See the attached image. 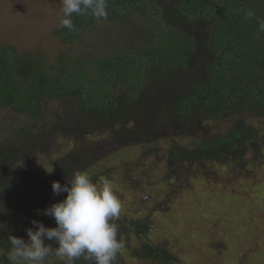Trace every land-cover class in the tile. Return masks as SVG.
Here are the masks:
<instances>
[{
	"label": "trees",
	"instance_id": "obj_1",
	"mask_svg": "<svg viewBox=\"0 0 264 264\" xmlns=\"http://www.w3.org/2000/svg\"><path fill=\"white\" fill-rule=\"evenodd\" d=\"M107 3V20L73 14L75 30L57 25L54 33L69 45L98 22L137 15L143 21L137 23L138 38L128 36L110 54L65 52L52 63L0 44V113L7 112L0 117V264H12L8 237L27 241L32 220L56 226L41 213L67 195L53 194V181L64 184L75 172L96 185L116 177L120 165L108 152L141 144L143 159L154 153V165L163 162L170 180L179 179L184 167L240 166L264 156V0ZM219 121L224 131L199 136L200 126ZM57 140L69 149L54 152ZM111 222L122 243L124 237H140L133 258L175 263L164 244L142 241L152 228L148 218ZM121 255L120 250L116 264ZM50 257L45 264H62ZM75 264L94 261L81 257Z\"/></svg>",
	"mask_w": 264,
	"mask_h": 264
},
{
	"label": "rangeland",
	"instance_id": "obj_2",
	"mask_svg": "<svg viewBox=\"0 0 264 264\" xmlns=\"http://www.w3.org/2000/svg\"><path fill=\"white\" fill-rule=\"evenodd\" d=\"M61 7V0H0V44L42 54L52 63L65 52L94 58L123 46L128 36L130 41L138 38L137 23H143L137 15L125 21L98 22L79 40L65 45L54 33ZM6 114L1 112L0 117ZM224 124L200 126L199 136L222 132ZM56 143L54 152L69 149L64 140ZM144 151L135 143L129 149L105 154L120 165L109 181L122 203L119 218H148L152 223L142 241L164 244L175 256L174 264H264V156L257 163L249 157L240 166L209 163L205 169L184 167L179 179L170 180L165 176V164L160 161L155 166L154 153L143 159ZM122 244L120 264H157L132 257L140 248V237H124ZM57 258L51 256L50 260Z\"/></svg>",
	"mask_w": 264,
	"mask_h": 264
},
{
	"label": "clouds",
	"instance_id": "obj_3",
	"mask_svg": "<svg viewBox=\"0 0 264 264\" xmlns=\"http://www.w3.org/2000/svg\"><path fill=\"white\" fill-rule=\"evenodd\" d=\"M61 4V29L75 30L73 14L91 15L96 20L108 18L107 0H61ZM246 16L251 18L254 13L249 11ZM259 31L264 32V21L259 22ZM51 188L55 195L67 194L43 209L56 226L46 227L32 220L33 227L26 229L27 241L8 237L7 259L12 264H45L46 258L55 256L62 264H75L83 257L94 264H116L123 244L117 236V225L111 221L119 218L122 203L109 180L104 179L102 187H97L86 173L75 172L64 184L53 181Z\"/></svg>",
	"mask_w": 264,
	"mask_h": 264
}]
</instances>
